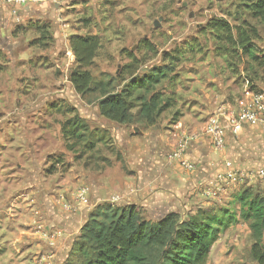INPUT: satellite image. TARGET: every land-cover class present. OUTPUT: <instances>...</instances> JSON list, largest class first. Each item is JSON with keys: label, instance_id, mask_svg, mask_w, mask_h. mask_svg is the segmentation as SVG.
Listing matches in <instances>:
<instances>
[{"label": "rangeland", "instance_id": "1", "mask_svg": "<svg viewBox=\"0 0 264 264\" xmlns=\"http://www.w3.org/2000/svg\"><path fill=\"white\" fill-rule=\"evenodd\" d=\"M245 3L250 2L39 0L13 15L15 10L0 2V264H66L90 213L103 205H135L116 187L131 177V169H150L142 158L133 168L135 151L162 160V154L166 158L178 149L175 125L182 117H199L202 110L226 104L233 109L248 94H264V65L208 28L210 21H223L234 37L252 36L254 54L264 58V22L248 14ZM41 26L48 35L38 32ZM73 35L98 38L99 49L86 70L97 80L112 78L117 89L167 65L172 72L155 91L171 107L147 128L136 120L119 125L102 118L98 96H80L70 84ZM74 115L90 130L105 131L104 143L90 151L81 142L65 141L62 126ZM246 133L251 136L246 143V136L233 137L231 157L234 167L244 165L213 175L223 190L197 193L196 186L187 190L188 184L165 199L162 186L151 183L146 192L137 191L148 195L140 200L146 204L135 205L143 217L155 221L170 212L183 219L198 209L237 211L242 192L264 197V127ZM82 190L85 203L78 200ZM252 242L248 224L239 219L221 233L205 264H255L249 256Z\"/></svg>", "mask_w": 264, "mask_h": 264}, {"label": "trees", "instance_id": "2", "mask_svg": "<svg viewBox=\"0 0 264 264\" xmlns=\"http://www.w3.org/2000/svg\"><path fill=\"white\" fill-rule=\"evenodd\" d=\"M241 5L248 14L264 22V0H248ZM208 28L226 44L239 46L254 63L264 65V58L254 54L252 36H233L223 21H210ZM38 32L48 35L47 27ZM75 68L69 75L74 91L80 96L96 94L98 114L113 123L126 125L136 120L144 128L171 105L162 101L155 87L172 72L167 65L153 68L141 77L131 79L124 89H117L112 78L97 80L86 70L99 49L96 36L73 35L69 39ZM234 52V51H233ZM136 92H141L134 101ZM132 101L138 112L131 114ZM65 141L83 143L88 150L103 144L105 131L90 130L77 115L67 120L61 129ZM72 150L71 146L68 147ZM238 210L229 208L198 209L180 218L170 212L152 221L143 217L140 207L103 205L90 213L73 242L66 264H205L210 250L221 233L239 222L248 224L252 236L249 256L255 264H264V197L242 192L236 197ZM239 218V219H238Z\"/></svg>", "mask_w": 264, "mask_h": 264}, {"label": "crops", "instance_id": "3", "mask_svg": "<svg viewBox=\"0 0 264 264\" xmlns=\"http://www.w3.org/2000/svg\"><path fill=\"white\" fill-rule=\"evenodd\" d=\"M220 102H224V99H220ZM208 104L210 105V102ZM208 104L202 106L207 107L209 106ZM226 105H223L219 108L225 110L227 109ZM210 110H211L210 108H208L207 110H202L199 117H196V115H193L191 117L184 116L175 125V137L178 139L175 146H177L178 148L180 146L184 147L182 159L187 161L190 165H193V167L190 168L193 170L189 171L185 169L183 166L180 165L179 161L168 163L165 160V156H163V154H162V160L157 159L154 156L149 157L148 159L147 156H144L142 150H137V152L135 151L134 153L135 158L133 159L132 162L133 168L135 167V162H138L136 161L137 158H142L141 161L143 160L145 161V159H147L145 163L146 165L144 166L150 165L149 166L150 169H144V167H141L139 169H131L129 171L131 177L129 179L123 180V182H121L120 184L118 183L116 185L117 189H119L122 192L123 198L126 197L125 200L133 202L131 204L143 206V204L145 202L147 203V201L144 199L142 201L145 202L141 203L142 201L140 200L143 198H147L148 195L142 196L141 195L142 192L141 193L138 192H140V189L146 192V188L149 187L150 184L154 182L162 186V190L164 191L162 195L163 197H165V199L168 198L171 199L173 196L177 194V191H179L183 186H186L188 184L189 186L186 187L187 190L189 189L192 190L196 186L195 189L197 193L203 191L204 193L213 195L215 192L214 190L218 188L217 181H215V179H212L216 170L238 169L241 165H244V164H239V166L237 167L236 166L234 167L232 165L233 162L231 161L232 160L231 157H233L232 151L235 149L236 144L234 145L235 141L231 134L227 133L228 135L226 137L225 147L223 149H215L214 147H212L209 138L201 135V131L204 128L206 121L210 117L209 114L213 113L212 110L211 111ZM250 129L251 127H245L244 131L240 134L246 136L243 141L245 143L247 141L246 139L247 138L250 139L251 137L245 135L247 134L246 132L249 131ZM189 132H192L190 136L188 135ZM256 138L257 136H255V139ZM169 139L170 138H168V141ZM243 142L242 144H244ZM168 145H169L168 148L170 149L173 147L170 144ZM162 149H163L162 153L167 152L166 145L163 144ZM142 155L144 157H142ZM227 163L230 164V168H227L226 166ZM245 168H247V166H245ZM151 173L155 177L150 178L149 174ZM209 179H212L211 182ZM125 188L126 190H123ZM217 190L220 191L223 189L219 187ZM135 191L137 195H135ZM35 236H37V234H35Z\"/></svg>", "mask_w": 264, "mask_h": 264}, {"label": "built area", "instance_id": "4", "mask_svg": "<svg viewBox=\"0 0 264 264\" xmlns=\"http://www.w3.org/2000/svg\"><path fill=\"white\" fill-rule=\"evenodd\" d=\"M1 4L16 15L18 10L29 7L39 2V0H0ZM262 126L264 127V94L252 95L248 94L246 98L236 101V106L233 109L216 108L205 123L201 131V135L208 137L212 147L215 149H223L227 133L233 137H238L245 127ZM184 147L180 146L176 151H172L166 155L165 160L168 163L179 161L180 165L185 169H190L187 161L182 159ZM230 168V164H226ZM223 182V179H220ZM86 190H82L79 194V202L85 203L84 195ZM112 202H118V198H112Z\"/></svg>", "mask_w": 264, "mask_h": 264}]
</instances>
